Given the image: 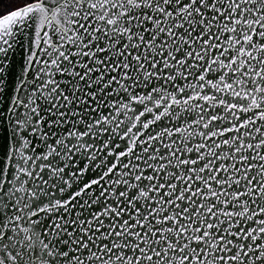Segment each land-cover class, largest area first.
Masks as SVG:
<instances>
[{
  "label": "snow or ice",
  "instance_id": "1",
  "mask_svg": "<svg viewBox=\"0 0 264 264\" xmlns=\"http://www.w3.org/2000/svg\"><path fill=\"white\" fill-rule=\"evenodd\" d=\"M0 264H264V0H0Z\"/></svg>",
  "mask_w": 264,
  "mask_h": 264
}]
</instances>
